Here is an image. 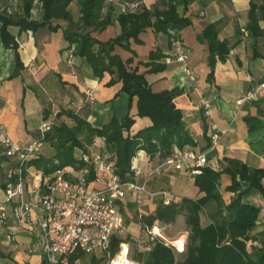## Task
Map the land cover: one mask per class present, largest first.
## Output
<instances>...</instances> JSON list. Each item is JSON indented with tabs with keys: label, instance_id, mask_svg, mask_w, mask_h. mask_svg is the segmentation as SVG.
<instances>
[{
	"label": "crops",
	"instance_id": "crops-1",
	"mask_svg": "<svg viewBox=\"0 0 264 264\" xmlns=\"http://www.w3.org/2000/svg\"><path fill=\"white\" fill-rule=\"evenodd\" d=\"M251 0H188L186 10L183 9L180 0H108L103 15L110 14V24L103 32L88 30L86 33L92 39L107 43L114 39L120 31L116 18L125 7H132L131 12L143 10L163 12L167 8L176 9L178 16H183L191 25L179 32L181 40L179 47L185 52V60L175 63L177 52L174 44L168 47V37L163 34H155L146 30L138 35L142 44L135 45L130 42L129 50L122 51L113 48L112 54L120 58L130 71L143 74L144 80L149 85L151 93H162L169 90H183V94L173 100V105L181 111V121L184 130L193 140L195 147L189 148L203 154L208 168L220 172L225 169L229 161L245 164L249 170L264 172V90L258 101L236 108L233 104L238 97L244 96L255 86L264 84V39L259 43L261 59L252 58L250 41L246 42L239 29H244L247 24V12ZM28 3L30 21L37 22L42 18L41 3L39 0H0V12L19 20L23 18V6ZM75 0L67 6L71 14L70 21H51V27L57 31L40 28L37 32H19L15 27L8 30L14 37L18 49L16 53L22 66L18 76L9 80L14 69V51L5 50L0 41V124L5 128L6 136L12 143L28 144L39 139L40 128L43 123L49 127L62 123L66 126L72 122L65 118H56L58 111H71L81 119H85L93 128L105 125L111 115L118 120L126 114L127 96L120 94V83L108 87L110 78L103 74L102 78H94L91 69L84 59H79L70 54L69 44L63 40L62 34L66 32L80 33L81 14ZM208 24H217L219 40H225L231 48L230 54L222 64H217L213 72V81H207L209 67L206 64L207 50L198 44L196 34L200 33ZM264 32V23L260 26ZM250 40V39H249ZM158 50L166 56L163 63L166 69L162 73L146 74L148 69L140 63H145L151 51ZM188 72L194 82H191ZM92 93L93 102H89L85 91ZM27 101L38 100L41 123L36 128L27 121L25 105ZM206 100L211 103L212 111L210 119L202 117L200 102ZM235 113L234 116L232 113ZM216 124L221 133L215 144L210 143L209 135L204 134V127L209 122ZM135 125L130 129L131 135L141 128H148L151 123L145 119H134ZM253 128L252 132L248 129ZM209 141L208 147L206 143ZM95 141L94 147H99ZM0 143V186L5 184L6 171L12 166L9 159L3 156ZM188 147V146H184ZM48 145L43 146L41 155L49 152ZM92 153V152H91ZM45 156V155H44ZM157 156L148 159L147 154L141 151L133 160V165L140 169L142 176L148 174L156 167ZM27 182L29 188L34 184L33 175L35 169L29 168ZM176 174L173 171L164 170L150 184L148 190L155 197L145 203L150 204L157 198L163 200L162 194L167 197L189 198L197 200L203 194L193 188V179L189 176ZM228 175H221L217 183V190L221 194L222 203L227 206L232 193L226 192L230 183ZM185 186V190L182 187ZM160 187L169 189L172 195ZM264 189V179L261 180ZM94 186L93 189H97ZM156 188V192L152 189ZM243 189V188H242ZM192 197V198H191ZM3 189H0V205L4 203ZM170 200V199H168ZM144 203V204H145ZM241 203L252 206L258 210V220L254 228V242H247L249 251L253 255L261 247H264V200L255 189L241 196ZM41 216L34 213L30 217L33 225ZM16 226V223L7 218L0 224V264H43L42 257L32 250L33 232ZM12 235L11 240H6L7 234ZM76 257L74 264H99L94 256Z\"/></svg>",
	"mask_w": 264,
	"mask_h": 264
},
{
	"label": "trees",
	"instance_id": "trees-1",
	"mask_svg": "<svg viewBox=\"0 0 264 264\" xmlns=\"http://www.w3.org/2000/svg\"><path fill=\"white\" fill-rule=\"evenodd\" d=\"M41 3L42 18L37 22L30 21L29 6H23V18L15 20L7 16L4 11L0 12V41L5 50L14 51V69L9 80L19 75L22 68L20 58L16 53L18 49L9 27H15L19 32L30 31L35 33L40 28L48 29L51 32L57 28L51 27V21H70L71 14L67 6L75 0H39ZM108 0H79L80 33L66 32L62 34L63 40L69 44L70 54L79 59H84L92 76L96 79L102 78L103 74L112 76L108 87L120 83V94L126 95V114L122 119L111 115L105 125L96 129L85 119H81L74 112L58 111L56 118H65L72 122L66 126L61 122L52 125L49 132L43 135L42 141L53 151V156L40 155L37 159L29 160L26 169H35L41 174V178H47L56 171L67 167L77 172L85 168L86 163L82 162V156L92 152L97 156L104 157L107 163L114 166L113 174L126 183L132 180L131 161L141 152L147 154L148 159L155 155L159 162L164 161L174 149L182 150L184 146L194 148L193 140L184 130L182 115L173 105V100L183 94V90H169L162 93H151L149 85L144 80L143 74H136L137 71H130L126 66L129 60L121 62L120 58L112 54L113 48L122 51L129 50L130 42L135 45L142 44L138 39L140 33L151 30L155 34H163L168 37V47L179 43L181 29L191 25L186 18L178 16L176 9L167 8L163 12L139 11L131 12L125 8V12L116 18L120 27L119 34L110 39L107 43H101L95 38L92 39L88 30L103 32L110 24V14L103 15ZM188 0H180L182 7L186 10ZM247 12L248 24L243 29L249 36L252 49V58L261 59L259 43L264 39V0H251ZM217 24H208L199 34H196L198 44L207 50L206 64L209 67L207 81H213V72L217 64H222L231 52V48L225 40H219L217 35ZM166 56L158 50L151 51L146 62L140 63L148 69L146 74H159L165 71L163 61ZM145 118L151 126L141 128L131 135L130 129L135 125L134 119ZM249 128L248 132H252ZM206 134V127H204ZM99 139L102 144L94 147L95 141ZM209 141L206 143L208 147ZM174 148V149H173ZM75 153L79 154L76 159ZM221 175H228L230 183L225 188L226 192L232 193L233 197L225 206L221 201V194L217 190V183ZM192 186L198 193L203 194L197 200L189 198L171 200L167 206L162 205L158 200L154 212L137 219V225L151 227L155 223L165 226L171 225L176 216H184L186 227L189 231V243L184 253L178 254L171 248L164 247L162 242L147 243L149 251L136 253L133 260L137 264H264V247L257 250L258 255L253 259L248 254L247 242H254V228L259 218L258 210L255 207L241 203V196L248 194L251 190H257L264 200V189L261 187V180L264 179V172L249 170L245 164L229 161L228 166L220 172L202 168L200 174L192 178ZM88 181H93L90 173ZM241 182H246L247 189L240 187ZM0 189H5L2 184ZM200 215H204L207 224L201 226ZM121 238H114L108 247L110 256L117 255L118 246L124 244ZM145 247V248H147ZM75 254L69 259L74 264Z\"/></svg>",
	"mask_w": 264,
	"mask_h": 264
},
{
	"label": "built area",
	"instance_id": "built-area-1",
	"mask_svg": "<svg viewBox=\"0 0 264 264\" xmlns=\"http://www.w3.org/2000/svg\"><path fill=\"white\" fill-rule=\"evenodd\" d=\"M131 10L132 7H125ZM125 8L122 9L125 12ZM240 34L246 42L249 36L243 29ZM177 56L175 63L179 64L185 60V52L177 43L174 44ZM187 76L191 82L194 78L188 72ZM264 84L255 86L244 96L234 101L236 108L246 104L257 102ZM88 101L93 102L92 93L85 91ZM202 117L210 119L211 103L202 100ZM234 116V112L232 113ZM49 125L43 123L40 128L39 139L28 144L12 143L6 136L5 128L0 124V143L2 144L3 156L9 159L12 166L6 171L5 189H3L4 203L0 205V224L7 218L11 219L23 229H30L33 232L34 243L32 250H35L41 257L43 264H70L69 259L79 254L80 256H96L104 254L103 264H114L116 257L121 252L120 243L118 254L109 257L108 247L114 238H120L125 227L123 210L125 203L129 201L136 207L137 211L150 198L155 197L148 190V184L160 175L164 170H171L176 174L186 175L190 178L198 176L202 168H206L203 154L195 152L188 147L182 150L174 149L171 155L164 161L158 162L156 167L149 173L142 176L140 169L131 161L132 180L123 183L113 174L114 166L107 163L104 157L97 156L90 151L82 156V162L86 163L84 169L77 172H67L60 169L47 178L42 179L41 174L33 175L34 184L29 188L27 175L29 170L26 165L29 160L37 159L45 146L42 141L43 135L50 131ZM207 134L211 144L219 140L221 133L218 132L216 124L209 122L206 126ZM92 174L93 181H88L87 176ZM98 186L97 189H93ZM163 200L162 205L170 203L166 194L160 193ZM41 216L33 225L30 217L34 213ZM137 218H140L137 213ZM143 231L148 237V243L162 242L164 247L174 249L178 254L185 251L186 237L174 239L167 242L164 238L165 228L161 223L144 227ZM9 233L6 240L12 241ZM127 249V248H126ZM145 251H149L148 247ZM129 255V250L128 254ZM127 264H137L127 260Z\"/></svg>",
	"mask_w": 264,
	"mask_h": 264
},
{
	"label": "rangeland",
	"instance_id": "rangeland-1",
	"mask_svg": "<svg viewBox=\"0 0 264 264\" xmlns=\"http://www.w3.org/2000/svg\"><path fill=\"white\" fill-rule=\"evenodd\" d=\"M78 1V5H79V0ZM78 5H77V8H78ZM78 11H79V8H78ZM39 105H40V102L38 100H34V101H27L26 100V105L24 106L25 107V113H26V116L27 117V121H29V125L33 128H36L37 126L40 125L41 123V115L42 113H40L39 111ZM99 139L96 140V142L98 143ZM49 150V149H48ZM45 152V156L46 157H51L53 156V151L50 150L49 152ZM75 157L76 159L79 158V154H76L75 153ZM67 172H72L73 168H69L67 167L65 169ZM186 176V175H185ZM184 176V177H185ZM165 190L167 192H169L171 195H172V191L169 190V189H165V188H162L160 187L158 190ZM183 190H185V186L182 187ZM156 188L155 189H152V192H156ZM190 198V197H189ZM192 198V197H191ZM170 199V201L173 199V200H176V202H178L181 198H168ZM159 199L157 198H154V200L152 201V203L150 204H144L142 206V208H140L139 211H137L136 207H134V205L129 201V203L126 201L124 202L125 203V206H124V210H123V219H124V222H125V227L122 231V234H120V238L122 239V241H125L124 244H126V248L129 250V255L127 256V260L128 261H133V256L136 254V253H145L146 249L145 247H147V243H148V237L147 235L145 234V232L143 230H141V226L137 225V213H139V215L141 217H144L145 215L147 214H150L152 212H154L155 208H156V203ZM200 219H201V226H204L207 224V221H206V218H204V215H200ZM175 221L171 224V225H163V227L165 228V231H164V238L166 239L167 242H173L174 239H179L180 237L182 236H185L186 237V240H185V249L187 248L186 246L188 245L189 243V231H188V228L186 227V224H185V219H184V216L180 215V216H176V218L174 219ZM125 246H122V249H124ZM119 250V249H118ZM122 251V250H121ZM119 252V251H118ZM117 252V254H118ZM254 254L251 255V251H248V254H250V256L253 258V259H256V256L258 255V252L257 251H254L253 252ZM121 254V252H120ZM104 254H97L96 256H94V258L99 262V264H103L104 263Z\"/></svg>",
	"mask_w": 264,
	"mask_h": 264
},
{
	"label": "bare ground",
	"instance_id": "bare-ground-1",
	"mask_svg": "<svg viewBox=\"0 0 264 264\" xmlns=\"http://www.w3.org/2000/svg\"><path fill=\"white\" fill-rule=\"evenodd\" d=\"M121 254H118L116 257V260L114 261V264H127L125 261V256H127L128 254V249H126V247H124V249H122L121 246Z\"/></svg>",
	"mask_w": 264,
	"mask_h": 264
},
{
	"label": "water",
	"instance_id": "water-1",
	"mask_svg": "<svg viewBox=\"0 0 264 264\" xmlns=\"http://www.w3.org/2000/svg\"><path fill=\"white\" fill-rule=\"evenodd\" d=\"M250 45L252 46L253 45V42H250ZM240 187L243 188V189L244 188L247 189L248 185L246 184V182H241Z\"/></svg>",
	"mask_w": 264,
	"mask_h": 264
}]
</instances>
